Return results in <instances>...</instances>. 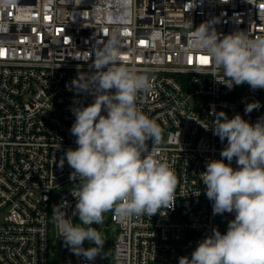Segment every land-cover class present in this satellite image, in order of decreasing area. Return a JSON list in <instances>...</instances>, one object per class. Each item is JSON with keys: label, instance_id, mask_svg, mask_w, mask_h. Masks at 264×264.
I'll return each instance as SVG.
<instances>
[{"label": "built area", "instance_id": "built-area-1", "mask_svg": "<svg viewBox=\"0 0 264 264\" xmlns=\"http://www.w3.org/2000/svg\"><path fill=\"white\" fill-rule=\"evenodd\" d=\"M188 21L193 30L213 21L222 35L264 36V0H16L0 8V264H48L53 206L66 202L67 216L75 209L72 191L81 182L70 179L66 158L62 167L60 161L78 147L72 109L93 103L95 95L68 86L78 73L94 71V54L112 35L119 41L118 66L147 75L154 86L138 93L137 107L161 128L155 158L178 180L171 209L126 222L111 212L114 264H178L218 228L214 219H234V213L213 215L201 180L206 163L222 159L227 145L213 134L214 113L240 114L255 124L264 118V89L218 83L211 64L200 62L202 52L190 46ZM254 101L260 107L245 113ZM146 143L151 151L153 141ZM231 166L238 167L235 157ZM55 229L60 264H97L98 256L74 255L57 223Z\"/></svg>", "mask_w": 264, "mask_h": 264}, {"label": "clouds", "instance_id": "clouds-1", "mask_svg": "<svg viewBox=\"0 0 264 264\" xmlns=\"http://www.w3.org/2000/svg\"><path fill=\"white\" fill-rule=\"evenodd\" d=\"M15 3L0 0V8ZM212 25L206 21L195 30L191 21L186 25L192 29L191 48L209 58L214 69L209 74L229 90L245 83L253 90L264 89V36L244 31L222 35ZM119 61V41L112 35L95 52L94 71L78 73L68 86L70 91L92 93L95 99L72 109L75 121L70 132L78 147L67 149L60 161L62 167L66 158L74 170L70 179L81 182L72 191L75 209L67 216L62 202L53 206L52 217L64 245L89 261L103 252L105 240L92 225L102 224L105 212L126 222L133 216L152 217L162 208H173L176 201L177 177L166 162L155 158L162 130L136 103L138 93H148L154 86L147 75L118 66ZM259 107V101L251 102L245 113ZM214 114L213 134L222 142L227 139V145L222 159L206 163L201 180L213 215L234 213V219L224 234L214 227L198 241L191 257H179L178 264H264V118L252 124L240 114L231 119L224 112ZM234 157L236 169L231 166ZM73 217L80 224H74ZM86 240L95 246L84 248Z\"/></svg>", "mask_w": 264, "mask_h": 264}, {"label": "rangeland", "instance_id": "rangeland-1", "mask_svg": "<svg viewBox=\"0 0 264 264\" xmlns=\"http://www.w3.org/2000/svg\"><path fill=\"white\" fill-rule=\"evenodd\" d=\"M71 185H66L65 187H62L54 194V199L58 195L59 192L64 191L65 189H68ZM112 211L105 212L103 223L96 225L93 224L92 227L96 228L101 235V238L105 240V244L103 247V252L98 255L97 264H114L111 254V242L115 233V228L111 221ZM230 220H225L222 218H217L213 220V225L217 226L220 231H227L228 222ZM76 224H80V221L78 220V217L75 221ZM50 224V233H49V257H48V264H60V255H61V246L57 244L56 242V229H55V221L54 219L51 220ZM105 226L110 230V235L108 237H105L102 229L105 228ZM87 227V226H85ZM94 245V244H93ZM95 246V245H94Z\"/></svg>", "mask_w": 264, "mask_h": 264}, {"label": "snow or ice", "instance_id": "snow-or-ice-1", "mask_svg": "<svg viewBox=\"0 0 264 264\" xmlns=\"http://www.w3.org/2000/svg\"><path fill=\"white\" fill-rule=\"evenodd\" d=\"M140 43H141V44H144L145 42H144V41H141ZM199 59H200V62H201L202 64H208V63H210L208 57L201 56Z\"/></svg>", "mask_w": 264, "mask_h": 264}, {"label": "water", "instance_id": "water-1", "mask_svg": "<svg viewBox=\"0 0 264 264\" xmlns=\"http://www.w3.org/2000/svg\"><path fill=\"white\" fill-rule=\"evenodd\" d=\"M102 232H103L105 237H108L110 235L109 229L106 226H105V228L102 229Z\"/></svg>", "mask_w": 264, "mask_h": 264}]
</instances>
